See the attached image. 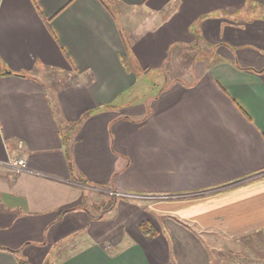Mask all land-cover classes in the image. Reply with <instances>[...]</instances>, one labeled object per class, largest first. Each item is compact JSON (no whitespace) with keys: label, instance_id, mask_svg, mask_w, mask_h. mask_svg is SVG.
<instances>
[{"label":"crops","instance_id":"1","mask_svg":"<svg viewBox=\"0 0 264 264\" xmlns=\"http://www.w3.org/2000/svg\"><path fill=\"white\" fill-rule=\"evenodd\" d=\"M112 1L0 0V264H213L202 237L264 246V0ZM48 70L73 80L52 91ZM94 188L123 195L122 232L49 262ZM138 196L164 199L145 207L163 229Z\"/></svg>","mask_w":264,"mask_h":264},{"label":"rangeland","instance_id":"2","mask_svg":"<svg viewBox=\"0 0 264 264\" xmlns=\"http://www.w3.org/2000/svg\"><path fill=\"white\" fill-rule=\"evenodd\" d=\"M253 10L254 12H257L255 11L256 9ZM123 30L125 36L128 37L127 28L125 26H123ZM187 68H189V66L181 68L180 72H184L183 70ZM175 69L176 66L173 67L172 71L167 72L172 75L174 74V72L178 71L179 67L176 71ZM39 76L42 80H44V83H46L48 88L52 91H57L59 87L61 88L70 83L69 80H73V75H70V73L68 72L60 73L52 70L42 71L39 73ZM153 77H148L146 80L140 82L141 85L139 87L148 90L149 87H151L150 82L153 80ZM146 95L148 96V94ZM105 194L103 192H97V195L92 196V198L90 199V203L93 204H88V211L90 210L89 214L91 213V216L89 217L90 220H88L87 222L86 218L84 217L81 220L79 219L76 224H73L72 230H70L71 232L68 235L70 239L58 244V247H53L50 257L47 259L49 262L52 263L57 260L58 257H56L57 255L54 252L58 251V249H61V251H64L66 254L76 252L82 248H85L90 244V235L93 236V238H101L103 237L102 235H112L122 232L123 226L121 225V222H119L115 210L109 213V210L107 208L105 209V207H108L110 203V198H105ZM154 199V197L147 198L138 196L135 199H131L132 202L130 203H133L136 207L139 208L143 207L141 208V210H136L139 213H143L145 211L146 214H153V216L155 215L160 228L163 229V227H165V221L163 220L162 216H160L158 212L156 213L145 208L149 203L154 204V201L155 203H158L161 199L164 200L163 198H161L160 200ZM101 215L107 218L106 222L98 224L97 220L92 219V217L99 218ZM95 226L99 228H94ZM255 239L256 237L249 241H246V243L244 241L234 243L224 241L222 239H219L218 237L208 236L202 237V239L200 240L202 241L203 246H205V249L210 252L213 264H227V261L230 260V255L236 256L234 259H232L233 264H264V246L261 245L257 239Z\"/></svg>","mask_w":264,"mask_h":264},{"label":"trees","instance_id":"3","mask_svg":"<svg viewBox=\"0 0 264 264\" xmlns=\"http://www.w3.org/2000/svg\"><path fill=\"white\" fill-rule=\"evenodd\" d=\"M101 1L104 3V5L106 7H109V5L113 4V1L112 0H101ZM17 76H24V75L23 74H17ZM91 114L92 113H87L84 118L89 117ZM71 169L73 171V166H71ZM80 182L85 183L84 181H80ZM117 202H118V199L117 198H114V197L113 198H110L109 206L108 207H105V209L107 208L109 210V213H110L111 211H113L115 209V207L117 205ZM102 215L99 218L92 217V219L93 220H103L106 217L105 216H102ZM140 230L146 236V238L148 240H150V241L151 240H154L155 238L158 237V231L156 230V228L153 226V224L150 221H143L140 224ZM22 264H25V263L22 262Z\"/></svg>","mask_w":264,"mask_h":264},{"label":"built area","instance_id":"4","mask_svg":"<svg viewBox=\"0 0 264 264\" xmlns=\"http://www.w3.org/2000/svg\"><path fill=\"white\" fill-rule=\"evenodd\" d=\"M10 167H12L14 170H18V171H26L27 170V165L25 163V161L23 159H19L18 161H12L10 162ZM95 191L98 192H103V193H107L112 197H123V195L119 194V193H114L111 191H105L104 189L101 188H94Z\"/></svg>","mask_w":264,"mask_h":264}]
</instances>
